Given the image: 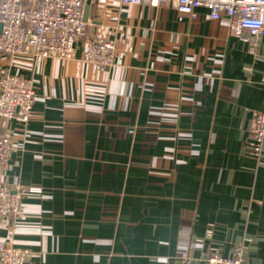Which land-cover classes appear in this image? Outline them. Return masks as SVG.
Instances as JSON below:
<instances>
[{
    "label": "crops",
    "instance_id": "crops-1",
    "mask_svg": "<svg viewBox=\"0 0 264 264\" xmlns=\"http://www.w3.org/2000/svg\"><path fill=\"white\" fill-rule=\"evenodd\" d=\"M197 12L92 0L89 35L117 46L110 67L85 62L83 40L39 66L0 54L36 90L27 125L0 117L14 145L0 185L42 188L0 218V247L29 250L27 264H208L241 244L264 264V152L248 153L264 35L252 50Z\"/></svg>",
    "mask_w": 264,
    "mask_h": 264
},
{
    "label": "built area",
    "instance_id": "built-area-1",
    "mask_svg": "<svg viewBox=\"0 0 264 264\" xmlns=\"http://www.w3.org/2000/svg\"><path fill=\"white\" fill-rule=\"evenodd\" d=\"M92 0H0V54L31 59L37 66L50 57L65 58L72 43L84 41L85 62L105 68L114 64L117 46L111 41H99L89 35L90 22L85 18ZM124 5L161 4L174 8L182 20L199 17L197 10L205 8L207 19H227L232 36L249 41L252 50L264 35V0H120ZM36 99L33 77L11 72L0 67V117L6 121L16 120L23 125L34 117ZM251 141L248 153L260 158L264 152V112L253 110L249 120ZM10 135H0V168L9 164L13 150ZM38 186L0 185V218H20L22 201L26 195L40 194ZM214 228L206 232L212 239ZM202 240L193 245L201 247ZM190 248L181 251L184 261L189 259ZM30 251L11 243L0 247V264H27ZM208 264H249L244 246H234L225 256L213 252Z\"/></svg>",
    "mask_w": 264,
    "mask_h": 264
},
{
    "label": "water",
    "instance_id": "water-1",
    "mask_svg": "<svg viewBox=\"0 0 264 264\" xmlns=\"http://www.w3.org/2000/svg\"><path fill=\"white\" fill-rule=\"evenodd\" d=\"M86 10H87V8H86ZM85 15H86V12H85ZM86 17V16H85Z\"/></svg>",
    "mask_w": 264,
    "mask_h": 264
}]
</instances>
